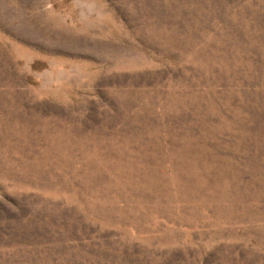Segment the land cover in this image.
<instances>
[{"label":"rangeland","instance_id":"rangeland-1","mask_svg":"<svg viewBox=\"0 0 264 264\" xmlns=\"http://www.w3.org/2000/svg\"><path fill=\"white\" fill-rule=\"evenodd\" d=\"M0 264H264V0H0Z\"/></svg>","mask_w":264,"mask_h":264}]
</instances>
